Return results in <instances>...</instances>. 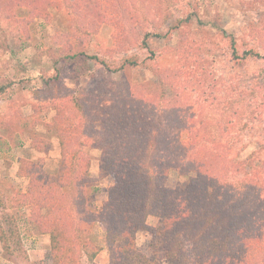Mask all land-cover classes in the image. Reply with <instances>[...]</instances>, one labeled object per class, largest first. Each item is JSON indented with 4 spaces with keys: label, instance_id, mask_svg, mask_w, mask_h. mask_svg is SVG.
I'll list each match as a JSON object with an SVG mask.
<instances>
[{
    "label": "rangeland",
    "instance_id": "obj_1",
    "mask_svg": "<svg viewBox=\"0 0 264 264\" xmlns=\"http://www.w3.org/2000/svg\"><path fill=\"white\" fill-rule=\"evenodd\" d=\"M187 14L191 19L179 25ZM248 50L263 58L241 60ZM65 53L97 58L67 63ZM123 86L134 91L136 100ZM237 86L256 89L254 101L264 108V0H0V91L6 88L0 92V235L5 239L0 264H51L49 235L31 221L30 205L21 197L27 180L19 168L33 163L56 173L61 129L70 135L83 129L88 137L98 131L111 143L116 133L127 136L114 119L139 99L154 104L155 119L170 120L181 140L188 136V122L202 150H223L237 162L264 142V115L242 132L237 123H227L230 117L219 122L212 112H220L216 105ZM98 140L88 138L81 150L90 178L84 191L87 213L83 222L77 217L72 233L96 253L89 261L80 251L78 264H116V248L107 243L110 224L100 219L113 179L100 174ZM165 181L170 190H185L189 180L171 171ZM104 213L116 217L113 210ZM119 222L116 218L109 229ZM146 225L135 234L137 253L170 264L156 248L157 219L148 216Z\"/></svg>",
    "mask_w": 264,
    "mask_h": 264
},
{
    "label": "trees",
    "instance_id": "obj_2",
    "mask_svg": "<svg viewBox=\"0 0 264 264\" xmlns=\"http://www.w3.org/2000/svg\"><path fill=\"white\" fill-rule=\"evenodd\" d=\"M189 19L191 16L187 14L184 19H178V24ZM229 42L234 56L233 38ZM143 46L147 47L145 38ZM81 56L84 53H65L62 59L75 63L76 57ZM84 58L96 60L97 57ZM260 58L262 55L248 50L243 52L241 60ZM78 61L82 64V60ZM206 76L205 81L209 79ZM5 89L1 88L0 92ZM124 89L128 97L136 100L129 86ZM255 97L256 89L237 86L231 96L227 95L223 103L216 105L220 112H215V108L212 112L219 122L230 117L228 124L237 123L240 131L248 132L264 115V108L256 105ZM132 103L136 105L131 111L120 112L122 118L111 119L123 125L127 136L116 133L109 143L105 134L95 131L97 135H94L99 139L97 144L102 145H97L101 152L100 174L113 179L100 219L110 227L116 218L120 220L114 231L107 229V243L116 248L113 249L116 264H158L135 249V234L147 228L148 216L157 219V226L152 230L156 248L169 258L170 264H264V142L259 143V150L233 162L223 150H202L201 142L196 144L198 136L193 132L194 126L189 127L190 123L187 122L185 129L188 136L181 140L179 134L174 135L170 120L166 124L162 119H155L154 104L139 99ZM78 106L84 117L82 106ZM112 107L113 113L116 112ZM182 126L186 127V123ZM64 130L58 134L60 160L56 173H48L33 163L19 168V175L27 180V191L21 197L25 205H30L31 221L39 232L49 235L51 264H78L80 251L89 261L96 253L78 235L72 234L78 227L77 217L83 222L87 213L84 191L90 178L88 158L81 150L88 138L94 140V136L88 137L83 129L76 135ZM78 146L81 147L77 149ZM120 147L123 150H117ZM215 165L221 166L213 169ZM171 171L188 177L185 190L165 187ZM238 175L243 179L238 180ZM106 208L110 213L113 210L116 217L109 219L104 213ZM186 232L190 235L186 236ZM0 241H5L3 235Z\"/></svg>",
    "mask_w": 264,
    "mask_h": 264
}]
</instances>
